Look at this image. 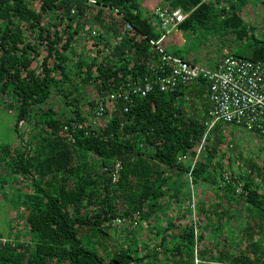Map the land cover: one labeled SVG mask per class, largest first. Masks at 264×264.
Instances as JSON below:
<instances>
[{
  "label": "trees",
  "instance_id": "16d2710c",
  "mask_svg": "<svg viewBox=\"0 0 264 264\" xmlns=\"http://www.w3.org/2000/svg\"><path fill=\"white\" fill-rule=\"evenodd\" d=\"M245 4L0 0V110L13 116L15 139L0 144V194L14 209L6 237L11 242L0 246V264H264V157L261 165L245 162L246 175L223 181L224 152L233 142L228 132L238 128L217 123L206 132L204 80L165 93L154 86L131 104L107 105L99 127L89 124L96 99L154 78L150 70L157 72L160 61L149 42L163 33L153 26L156 8L188 13L178 32L160 41L176 58L198 64L174 49L189 34L227 48L210 66L228 55L264 61V41L248 35L239 17ZM126 25L131 27L124 32ZM20 122L29 130H20ZM73 123L82 128L70 142L63 127ZM204 135L192 165L188 151ZM187 154L189 159L179 160ZM88 155L98 164H81ZM116 162L121 169L112 183ZM199 185L209 188L195 198V223L181 225L191 213V187ZM233 206L239 209L231 213ZM135 213L138 228L149 223L154 244L138 242L132 230L130 243L109 247L111 228L105 224L132 221Z\"/></svg>",
  "mask_w": 264,
  "mask_h": 264
},
{
  "label": "built area",
  "instance_id": "2783aa9c",
  "mask_svg": "<svg viewBox=\"0 0 264 264\" xmlns=\"http://www.w3.org/2000/svg\"><path fill=\"white\" fill-rule=\"evenodd\" d=\"M153 16L157 21L153 26L163 32L157 41L149 42L150 46L157 51L160 61L157 72L153 68L150 70L154 78L137 79L127 83L122 89L96 99L94 102L95 116L90 119L89 124L93 128L99 127V119L107 111V105L115 104L117 101L131 104L132 98L145 97L153 91L154 86L159 92L165 93L174 91L179 85L186 86L198 80H204L207 85L209 107L208 120L205 122L206 132L215 124L222 123L226 127H234L249 134L264 136V61H248L228 55L210 67L190 64L172 56L160 46V41L181 24L187 18L188 13H184L179 8L160 7L154 10ZM130 27L126 25L124 32L130 30ZM22 126L24 127V123L20 122L19 129ZM81 128L80 124L73 123L70 126L65 125L63 131L68 133V139L73 142L72 133ZM204 139L205 135L196 147L188 151L193 153L192 165L202 153ZM189 158L190 155L187 154L181 156L179 160L184 161ZM120 169L119 162H116L111 177L112 183L117 181ZM230 177V174L222 175L224 182H229ZM191 212L193 223H195L196 212L194 214L193 207ZM138 220L139 215L135 213L132 215V221L116 218L107 222L105 227L121 226L126 222L134 226L137 225ZM9 241L7 238H0V246L6 245ZM194 262L197 264L198 260L195 259Z\"/></svg>",
  "mask_w": 264,
  "mask_h": 264
},
{
  "label": "rangeland",
  "instance_id": "374dc122",
  "mask_svg": "<svg viewBox=\"0 0 264 264\" xmlns=\"http://www.w3.org/2000/svg\"><path fill=\"white\" fill-rule=\"evenodd\" d=\"M147 1H151V0H147ZM240 10L242 12L239 17L243 21L242 25L247 30L248 35L253 34L259 40L264 41V0H247V4H245L243 8H241ZM185 36L186 37L183 36L182 38L183 42H179L183 44V46H178V48L174 47V49L179 51L180 56H185V57L188 56L189 59L195 58L196 60L194 62L198 64L207 65L208 67H210L212 61L215 60V57L217 59V55L221 56L227 50V48L223 45L220 47H216V45L214 46L211 39L205 36L200 35L193 38L192 37L190 38L189 34H185ZM172 37L173 35L170 34L169 39H171ZM237 45L238 44L231 45V49L232 50L235 49ZM191 62H193V60H191ZM12 127H13V116L8 113H3L0 110V144L10 143L15 140L14 133L12 132ZM22 127L20 130L22 129H24V131L29 130V126L27 124L24 125L23 128ZM24 134L25 133H23L22 138H25ZM228 134L232 135L233 142L231 143V147L224 152L225 159L223 161V164L225 166V171L223 172V174H230L234 180L239 174H244V175L247 174L249 169L245 162H249L250 160H253L255 164L261 165L260 162L263 160L264 157V150L261 147L262 146L261 139L263 137H259L258 135L255 134L246 133L241 129H229ZM85 159L86 160L83 159L80 160L81 164L97 165L99 162L95 157L91 155H88V157H85ZM256 181L259 182L257 179ZM260 186H261L260 192H263V185ZM208 188L209 186H205V185L204 187H201V185H199L197 188L193 186L191 187V198L190 201L187 203L189 205L188 207L190 208V210L193 207L194 214H195V200H196L195 198L201 195L202 193L201 191H203V189L204 190L206 189L207 192ZM212 201H214L213 195H211V202ZM187 203H185L186 206ZM177 208L178 207H176V209ZM230 208L231 210L229 209L230 210L229 212L233 213L234 210L239 209V206L238 207L233 206ZM176 209H174V211H176ZM13 210L14 209L12 208V205H10L8 202H5L1 197L0 198V235L2 236V238L9 237L8 236L9 221L14 217ZM242 211L240 212L242 215H241V219L239 220V224L241 225L245 223V219L243 218L244 215ZM168 214L170 216L174 214L172 207H170ZM239 215L240 214H236V216ZM190 221L192 222L194 221L192 218V212L190 213L189 217L181 220L180 224L188 225ZM140 226L141 227L138 228L137 225L133 226L132 224L126 222L121 226L112 227L110 231L111 241L108 243V246L117 247L122 244H125L127 241L128 243H130L129 234L132 232V230L136 234V239L138 240V242L144 241L146 244H150V246L153 245L156 240L154 241L153 235L149 232V230L151 229L149 223L143 221ZM196 231H198L197 227H196ZM80 235L83 237V239H85V241H89L91 239L89 237V233L86 232L84 229H81ZM228 236L229 238L226 237L227 242H229V240H232V238H230L229 233ZM222 240L223 239L220 238V243H221V244L219 243L220 246H222L223 244ZM222 247L226 250L228 248L226 246H222ZM244 248H245V242L238 249L239 251H243Z\"/></svg>",
  "mask_w": 264,
  "mask_h": 264
},
{
  "label": "bare ground",
  "instance_id": "6f19581e",
  "mask_svg": "<svg viewBox=\"0 0 264 264\" xmlns=\"http://www.w3.org/2000/svg\"><path fill=\"white\" fill-rule=\"evenodd\" d=\"M171 8V7H170ZM229 173V172H228Z\"/></svg>",
  "mask_w": 264,
  "mask_h": 264
}]
</instances>
